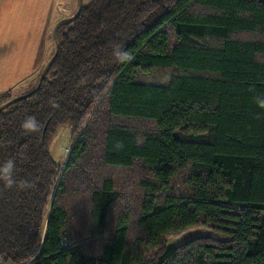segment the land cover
Wrapping results in <instances>:
<instances>
[{
  "label": "trees",
  "instance_id": "trees-1",
  "mask_svg": "<svg viewBox=\"0 0 264 264\" xmlns=\"http://www.w3.org/2000/svg\"><path fill=\"white\" fill-rule=\"evenodd\" d=\"M57 38L0 111V164L31 182L0 180V264H264V0H87Z\"/></svg>",
  "mask_w": 264,
  "mask_h": 264
},
{
  "label": "crops",
  "instance_id": "crops-1",
  "mask_svg": "<svg viewBox=\"0 0 264 264\" xmlns=\"http://www.w3.org/2000/svg\"><path fill=\"white\" fill-rule=\"evenodd\" d=\"M57 1L0 0L1 95L46 62L48 46L53 43L48 31L55 22Z\"/></svg>",
  "mask_w": 264,
  "mask_h": 264
},
{
  "label": "rangeland",
  "instance_id": "rangeland-1",
  "mask_svg": "<svg viewBox=\"0 0 264 264\" xmlns=\"http://www.w3.org/2000/svg\"><path fill=\"white\" fill-rule=\"evenodd\" d=\"M84 2L87 3V0H85V1L82 0V5L85 4ZM77 7H78L77 0H58L57 1V6H56V10H55L56 13L53 16V18L55 19V22L53 21V23H51V25H50L51 29L48 31L49 36H52L51 32L53 33V30H54V26L53 25H55V23L57 21H59L60 19L75 14V12L77 10ZM49 41H50V39H49ZM50 46L51 47L48 46V52L46 54V58L47 59L51 56V54L54 51V44L52 43V41H51V45ZM47 59H46V61H47ZM39 68L37 69V71L39 70ZM37 71H35V73H33L30 77H28L27 80H25L24 82H21L18 85H16L15 87H13L12 89L8 90L6 92L7 96L3 97L0 100V104L6 103V101L12 99L13 97L21 95V94H24L28 90H30L29 88L32 85H34L36 83V81H38V79H39L38 76H40V75L38 73H37L38 75L36 77V72ZM144 127H146V126L144 125ZM74 137H75V134L73 133V128L69 124H65V125L60 126L52 134V138L50 140L49 147H50L51 154L53 155L54 159H56L55 161H57L59 163V166H61L60 164H63L65 162L66 157L68 155L69 148H70V146H71V144H72V142L74 140ZM110 171L111 172H115V173L117 172L116 170H109V172ZM127 173L130 174L131 176L130 177L129 176L126 177V175L124 174V177H122V179H126V181L129 180V182H126V183L121 182V186L124 189V190L122 189L123 190L122 194H124V195H128V194L130 195L131 194L132 195L135 183H138L139 181H141V179H143L142 178L143 174H142V172L140 170H137L135 172L127 171ZM123 184H124V187H123ZM175 184H177V182H175ZM125 186L127 188H129V189H132L131 193H129L130 190L129 191L126 190ZM140 192H141V190H140ZM141 194H142V192H141ZM135 195H136V193H135ZM129 206L132 207L133 204L129 203ZM130 231L131 232L134 231L132 227H131ZM196 231H192L191 230V231L183 232V233L179 234L178 236H170L167 239V244H169V245H178L180 243H183V242L187 241L188 239L192 238L195 235Z\"/></svg>",
  "mask_w": 264,
  "mask_h": 264
},
{
  "label": "clouds",
  "instance_id": "clouds-1",
  "mask_svg": "<svg viewBox=\"0 0 264 264\" xmlns=\"http://www.w3.org/2000/svg\"><path fill=\"white\" fill-rule=\"evenodd\" d=\"M118 58L120 60H126L128 58L127 52L117 53ZM260 103L264 104V101H260ZM21 127L25 130V132H32L38 129L39 121L34 115L27 116L22 124ZM16 170V161L15 159L9 158L8 160L4 161L3 164H0V180H2L6 186H18L21 188H27L31 185V182L28 180L18 181L15 175Z\"/></svg>",
  "mask_w": 264,
  "mask_h": 264
},
{
  "label": "water",
  "instance_id": "water-1",
  "mask_svg": "<svg viewBox=\"0 0 264 264\" xmlns=\"http://www.w3.org/2000/svg\"><path fill=\"white\" fill-rule=\"evenodd\" d=\"M77 2H78V7H77V10H76L75 14L60 19V20L57 21V22L55 23V25H54V30H53L52 35H53V39H54V42H55V51H54L53 55L50 57V59L46 62V64L44 65V67L42 68L41 73H40V76H39V80H38V83H37L36 87H35L33 90L29 91L28 93H25V94H23V95H20V96L14 97L13 99H10V100L7 101L6 103H4L3 105L0 106V111H1L4 107H6L7 105H9L10 103H12L13 101H15L16 99H18V98H22V97H24V96H29V95H31L33 92H35V91L39 88V86L41 85V82H42V80H43V78H44V76H45V73H46V71H47L48 66H49L50 63L53 61L55 55L57 54V50H58V46H59V43H58V40H57V35H56V33H57V28H58V26H59L62 22H65V21H72V20H74V19L79 15V13H80V11H81V9H82V0H78Z\"/></svg>",
  "mask_w": 264,
  "mask_h": 264
},
{
  "label": "bare ground",
  "instance_id": "bare-ground-1",
  "mask_svg": "<svg viewBox=\"0 0 264 264\" xmlns=\"http://www.w3.org/2000/svg\"><path fill=\"white\" fill-rule=\"evenodd\" d=\"M56 35H57V33H56ZM57 40H58V38H57ZM58 43H59V42H58ZM54 45H55V42H54ZM58 48H59V46H58ZM54 51H55V48H54ZM54 51H53V53H54ZM57 52H58V50H57ZM53 53H52V55H53ZM52 55H51V56H52ZM51 56H50V57H51ZM55 56H56V55H55ZM49 59H50V58H49ZM49 59H48V60H49ZM48 60H47V61H48ZM47 61H46V62H47ZM46 62H45V64H46ZM45 64H44V65H45ZM43 67H44V66H43ZM45 74H46V73H45ZM38 80H39V79H38ZM37 83H38V81H37ZM41 83H42V82H41ZM35 87H36V86H35ZM39 87H40V86H39ZM32 90H33V89H32ZM26 93H28V92H26ZM24 94H25V93H24ZM21 95H23V94H21ZM18 96H20V95H18ZM15 97H17V96H15ZM24 97H25V96H24ZM13 98H14V97H13ZM13 98H12V99H13ZM22 98H23V97H22ZM18 99H19V98H18ZM16 100H17V99H16ZM8 101H9V100H8ZM13 102H14V101H13ZM2 105H3V104H2ZM4 108H5V107H4Z\"/></svg>",
  "mask_w": 264,
  "mask_h": 264
}]
</instances>
